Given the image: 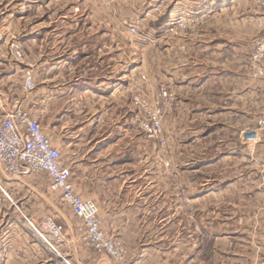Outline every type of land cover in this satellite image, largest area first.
I'll return each instance as SVG.
<instances>
[{
	"label": "rangeland",
	"instance_id": "374dc122",
	"mask_svg": "<svg viewBox=\"0 0 264 264\" xmlns=\"http://www.w3.org/2000/svg\"><path fill=\"white\" fill-rule=\"evenodd\" d=\"M91 1L103 4L109 12H114L111 16L114 24L125 26L128 33L129 27H136V34L129 33L131 40L145 44L144 48L136 51L144 60V71L139 72L138 76L142 83L147 84V90L135 89L132 96L141 93L155 99L157 87L161 84L174 92L171 81L163 79L160 69L154 65L155 46L171 37L175 39L197 34L214 20L213 15L207 18L214 11L224 10L227 20L234 19L236 12H242L246 24L244 33L253 32L247 38L251 45L247 64L254 77L256 65L252 64V67L250 64L251 56L256 41L264 38V7H259L258 0ZM66 5L69 6V3ZM83 5V11L90 10V2ZM62 8L61 1H40L32 22L36 28L74 24V18L69 17L70 12ZM63 14L66 17H62ZM92 17L82 16L78 21L91 25ZM18 38L14 40L23 39ZM259 80L264 82V77ZM35 84L34 89L26 91L21 90L18 82L16 99L18 103L22 100L31 114L39 119L44 131L59 142V131L46 127L48 123L42 115L41 83ZM257 89V100L244 113L226 111L222 112V116L207 118L206 121L201 119L202 114H189L190 118H195L193 122L186 118V114H179V109L157 115L151 110L137 113L132 96H128L126 101L133 110L128 108V112L116 113L114 144L106 152L113 155L116 162L99 164L100 169L82 170L75 167V161L82 154L76 159L75 148L61 144L62 160L70 166L78 186L82 187L81 179L84 177L87 181L90 177L96 180L100 171L107 170L110 177L120 173L108 184L105 193L91 188L90 183L83 187V191L89 198L107 201L112 208L116 206L105 212V215H110L106 227L110 235L120 231L125 236L113 235L122 237L127 258L128 250L134 252L128 258L132 264H177L184 258L190 260L195 258L194 250H185L184 256H181L182 252L176 246L202 236L215 239V247L222 256V218L253 217L261 213L264 216V143L257 146L256 152L258 140L253 135L257 128L255 120L261 116L264 106V83L263 86L258 85ZM149 90H153L151 95ZM222 106H229V103H222ZM154 117L160 120L162 130L160 135L150 137L139 127L136 118L151 121ZM119 131L126 134L121 137ZM120 155L128 157L120 162ZM138 171L143 182L141 179L138 183L136 179L132 183ZM26 175L23 183L15 188L7 185L1 177L12 202L0 196V264H65L63 259L71 264H92L81 251L91 248L78 236L66 234L68 227L64 218L69 215L64 209H69L62 207L64 204L59 194L48 186L46 175ZM46 217L66 227L63 228L62 239L56 240L42 227ZM25 218L30 219L45 236L52 238V244L60 255L47 245ZM138 250L140 252L136 255L135 251Z\"/></svg>",
	"mask_w": 264,
	"mask_h": 264
},
{
	"label": "crops",
	"instance_id": "0c3cea01",
	"mask_svg": "<svg viewBox=\"0 0 264 264\" xmlns=\"http://www.w3.org/2000/svg\"><path fill=\"white\" fill-rule=\"evenodd\" d=\"M40 1L50 2L0 0V113L18 102L16 84L19 82L23 90L24 73L31 71L34 83H41L42 115L48 123L46 127L59 131V142L45 132L53 144L60 151L61 144L74 147L76 159L82 154L75 161V167L82 170L100 169L99 164L115 163L116 158L106 153L115 140V115L128 108L133 110L126 99L132 96L135 89L147 90V84L142 83L138 76L144 71V60L136 51L144 48L145 44L132 41L125 26L114 24L111 17L114 12L91 0H57L63 3V11L70 12L69 17L74 18V24L36 28L32 19ZM84 2L91 3L90 10L83 11ZM225 14L224 10L214 11L207 17L213 15L214 20L197 34L171 37L155 46L154 65L160 69L163 79L171 81L172 90L180 103L178 112L186 114L190 122L195 118H190L189 114H202L200 118L206 121L207 118L220 117L226 111L244 113L257 100L255 90H258V85L263 86L264 83L260 78L252 77L248 68L251 45L247 38L253 32L244 33L246 24L242 12H236L232 20H227ZM61 16L66 17V14ZM82 16H93L92 24L83 25L82 20L78 21ZM19 36L23 37L19 40L24 49L22 62L14 60L10 53L11 42ZM152 92L149 90L150 95ZM222 103H229V106H222ZM259 117L255 120L257 128L253 134L258 140L254 142L256 152L257 146L264 143V128H259L257 124ZM118 128L120 130V123ZM123 134L126 132L119 131L121 137ZM123 156L120 155V162L128 157ZM136 173L132 183L136 179L140 183L143 178L139 171ZM119 174L110 177L107 170L100 171L96 180L82 178L81 187L75 183L72 173L77 193L98 205L106 233L110 231L106 227L110 215H105V212L116 206L112 208L107 201L99 202L87 197L83 187L90 183L91 188L105 193L108 184ZM2 176L12 188L23 183L27 177L26 173L12 178ZM64 211H68L69 215L64 218L68 228L61 225L66 234L77 237L75 219L70 210L65 208ZM262 215L222 218V256L215 247V239L202 236L203 239L177 244L181 256H184L185 250H194L195 254V258H184L177 264H192V260L194 264H264ZM114 234L125 237L120 231ZM85 250L81 249L92 264H116L105 255L96 254L89 248ZM135 252L138 255L140 250ZM133 253L128 250L129 259ZM129 264H132L131 260Z\"/></svg>",
	"mask_w": 264,
	"mask_h": 264
},
{
	"label": "built area",
	"instance_id": "2783aa9c",
	"mask_svg": "<svg viewBox=\"0 0 264 264\" xmlns=\"http://www.w3.org/2000/svg\"><path fill=\"white\" fill-rule=\"evenodd\" d=\"M258 5L264 7V0H258ZM128 31L130 34H136V27L131 26ZM10 53L14 60L22 62L24 59L22 43L11 42ZM250 64L256 65L254 77H264V38L256 41ZM23 87L26 91L35 88L31 71L24 73ZM132 103L137 113L151 110L156 115L173 113L180 107L174 92L168 90L163 84L157 87L155 99H149L137 93L132 96ZM136 121L150 137L161 134L162 124L157 117L151 121L136 118ZM257 124L260 128H264V106ZM22 173L45 174L50 189L59 194L64 206L70 210L75 219L74 227L78 238L94 251L110 257L116 263L129 264L127 251L122 241L104 231L98 205L77 193L72 181V171L63 162L60 149L45 133L39 120L22 102H17L0 113V196L12 202L2 184V174L12 178ZM25 219L47 245L60 255L52 244V238L45 236L30 219ZM42 227L56 240L62 239L63 226L51 217L44 219ZM63 260L65 264H71L69 260Z\"/></svg>",
	"mask_w": 264,
	"mask_h": 264
}]
</instances>
